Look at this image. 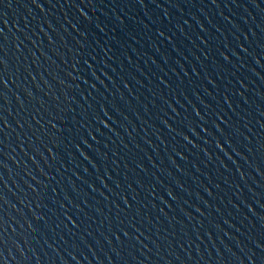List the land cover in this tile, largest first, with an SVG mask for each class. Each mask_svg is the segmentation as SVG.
<instances>
[{
	"label": "water",
	"instance_id": "water-1",
	"mask_svg": "<svg viewBox=\"0 0 264 264\" xmlns=\"http://www.w3.org/2000/svg\"><path fill=\"white\" fill-rule=\"evenodd\" d=\"M0 29V264H264V0H0Z\"/></svg>",
	"mask_w": 264,
	"mask_h": 264
},
{
	"label": "snow or ice",
	"instance_id": "snow-or-ice-1",
	"mask_svg": "<svg viewBox=\"0 0 264 264\" xmlns=\"http://www.w3.org/2000/svg\"><path fill=\"white\" fill-rule=\"evenodd\" d=\"M33 3H36V0H32ZM213 2H215V0H213ZM40 5L37 4V7H39ZM163 33H161L162 35ZM6 39L3 37V30L0 29V40ZM4 50V45L2 43H0V52H3ZM6 69V64L4 61L3 56H0V85H3V73ZM4 99V92L2 90H0V100ZM104 115H107V112L104 113ZM197 115H199V113H197ZM4 120H3V116L0 115V124H3ZM101 123H103V120H101ZM6 126V125H5ZM0 135H3V129L0 128ZM3 139H0V144H3ZM3 165L0 164V167H2ZM0 183H2V181H0ZM7 200L5 199L4 195L2 192H0V205L2 204H6ZM3 208L0 207V212H3ZM4 224H5V219L3 215H0V233L3 232L4 230ZM4 238L2 236H0V245L4 244ZM259 247H264V245H258ZM0 261H2V257H0Z\"/></svg>",
	"mask_w": 264,
	"mask_h": 264
}]
</instances>
